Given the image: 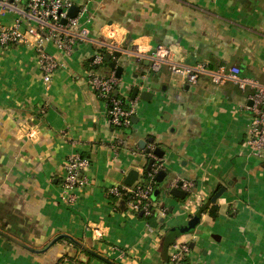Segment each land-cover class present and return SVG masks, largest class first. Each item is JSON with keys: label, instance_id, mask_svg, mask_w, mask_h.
Wrapping results in <instances>:
<instances>
[{"label": "crops", "instance_id": "0c3cea01", "mask_svg": "<svg viewBox=\"0 0 264 264\" xmlns=\"http://www.w3.org/2000/svg\"><path fill=\"white\" fill-rule=\"evenodd\" d=\"M89 6L88 41L71 56L47 44L66 64L50 83L32 48H0V229L36 250L68 235L117 264H169L166 233L186 227L221 186L213 201L219 217L202 213L195 230L175 243L194 244V264H264V160L244 142L253 90L232 82L216 85L209 73L192 85L168 64L153 71L150 60L161 45L184 65L238 67L243 77L264 85V0H90ZM13 19L0 17L4 23ZM104 44H116L121 57ZM99 52L124 68L118 95L126 107L135 102L138 124L116 129L108 122L87 80L91 70L116 74L105 62L89 67ZM145 91L154 94L151 102L141 99ZM150 138L154 142L141 149L139 142ZM153 147L165 152L167 177L158 188L154 221L160 224L150 233L146 219L109 194L125 185L130 171L143 173L145 150ZM72 153L90 160L91 185L68 205L61 201V184ZM182 181L193 184L185 200L169 192ZM5 242L0 238V264H57L61 258L62 264H106L68 239L42 254L14 244L7 250Z\"/></svg>", "mask_w": 264, "mask_h": 264}, {"label": "built area", "instance_id": "2783aa9c", "mask_svg": "<svg viewBox=\"0 0 264 264\" xmlns=\"http://www.w3.org/2000/svg\"><path fill=\"white\" fill-rule=\"evenodd\" d=\"M25 1V3H24ZM90 0H0V17L14 16L12 23L0 21V48L5 49L12 45H25L32 48L36 54L39 69L43 80L50 83L53 76L66 67L61 58H56L47 50V44L52 42L63 56H71L79 43L90 38L89 25L92 23L90 14ZM78 6V15L69 18V10ZM67 20V24H63ZM109 54L120 51L116 44L106 46ZM105 52H99L91 60L92 67L101 66L105 60ZM152 70L157 71L161 65L168 64L172 74L188 79L190 84H196L200 74L209 73L216 85L232 82L242 91L251 88L253 93L249 96L251 105L248 109L252 112L248 127L245 145L251 154L264 160V85L258 81L243 77L238 67L209 70L205 64L189 66L170 59V50L164 46H157L150 57ZM89 85L95 90L98 98L104 103L108 122L116 129L128 128L136 113V104L131 102L129 110L124 109L125 103L118 98L119 79L115 73L104 76L91 70L87 77ZM31 137V136H30ZM155 147L150 152L145 151V160L154 163L148 173V183L143 185L145 167L142 174L133 186L126 185L113 187L110 194L125 200L129 211L138 216L149 217L153 208L157 209L153 194L162 184L157 181L161 171H165L163 160L154 154ZM162 161L155 164L156 161ZM90 160L80 153L68 156L63 166V181L61 184V201L72 205L78 200L77 191L91 185L87 175ZM170 190L179 188L186 193L190 192L193 184L189 182H173ZM167 188V189H169ZM160 190V189H159ZM169 190V191H170ZM147 222V221H146ZM146 228L152 233L154 228L147 222ZM114 252H122L112 249ZM123 255V254H122ZM191 247L187 242H179L169 248V264H194L190 261Z\"/></svg>", "mask_w": 264, "mask_h": 264}, {"label": "water", "instance_id": "95a60500", "mask_svg": "<svg viewBox=\"0 0 264 264\" xmlns=\"http://www.w3.org/2000/svg\"><path fill=\"white\" fill-rule=\"evenodd\" d=\"M25 3V1H24ZM78 11H79V7L78 6H73L68 13L69 18H75L78 15ZM63 24L66 25L67 24V20H63ZM114 56L116 57H121V53L120 52H116L114 54ZM105 63L107 65H109L112 69H114L116 71V77L118 79H121L124 68L122 66H117L115 63H112V56L111 55H106L105 58ZM139 94V87H135L133 90V94H132V99L136 100ZM116 95H118V93H116ZM141 99H143L146 102H151L154 98V94L152 92H142L140 95ZM132 121L134 124H138L140 122V118L138 117H133ZM153 143L154 139L150 138V140H148V142L145 141H141L139 142L140 148L141 149H146L147 143ZM147 153H149L151 150L147 149L145 150ZM154 154L162 159L164 161V156H165V152L163 150H161L160 148H155L154 149ZM154 161L150 160L147 169L150 170L152 165H153ZM139 174L137 171L132 170L129 172L128 176L126 177L124 184L128 187L133 186V184L138 180ZM167 177V173L166 171H161L158 176H157V181L160 184H165V179ZM170 194L180 200H185V198L187 197V193L179 188H173L170 191ZM222 193V192H221ZM161 194V190L157 189L155 190L154 194H153V200L157 201L158 197ZM220 192L214 197L213 201H216V199L219 197ZM194 229V225H188V227H184L185 229ZM0 238H2L3 240H5V244L3 245V248L7 249V250H11L12 249V245H17L21 248H24L25 250L33 253V254H42L45 253L46 251H48L53 245H55L58 241L63 240V239H68L71 241L72 244H74L75 246H77L78 248H80L81 250L85 251L86 253L90 254L91 256H94L95 258H98L100 260H102L103 262H105L106 264H117L116 262L108 259L107 257L93 251L92 249L88 248L87 246H85L84 244L80 243L79 241L75 240L73 237L68 236V235H61L58 236L56 239H54L47 247H45L42 250H36L28 245H26L25 243L17 240L16 238L12 237L11 235L7 234L6 232L2 231L0 229ZM191 248H194V244H191Z\"/></svg>", "mask_w": 264, "mask_h": 264}, {"label": "trees", "instance_id": "16d2710c", "mask_svg": "<svg viewBox=\"0 0 264 264\" xmlns=\"http://www.w3.org/2000/svg\"><path fill=\"white\" fill-rule=\"evenodd\" d=\"M107 54V53H106ZM91 62V60H90ZM104 65H106V63H104ZM90 68H96V67H92V66H89ZM118 98L119 95H117ZM124 109L126 111L129 110L128 107H124ZM162 163V161H156L155 164H160ZM148 164H149V161H146L145 160V174H144V179H143V185H146L148 183V173L150 170L147 169L148 167ZM221 186H218L217 189L212 193L211 197H210V201H208V203L204 206H202V209L200 210V213L192 218H190L188 224L186 227H188V225H194V229L190 230V229H185L184 230V227H180V228H177L176 230L173 229V230H168V232L166 233V236L164 238V246L165 248H168L170 247L171 245H173L175 242H176V239H178L181 235L185 234V233H189V232H192L195 230V228L199 225L200 223V220H201V214L202 213H205L207 212L212 218L216 219L219 217V208L218 206L213 203V199L214 197L220 192L222 191L221 190ZM109 196L111 197L112 200H114V202H116V199H119L111 194H109ZM122 200V199H121ZM124 203H125V200H122ZM161 202V199H160V196L158 197L157 201H156V204L158 206V204H160ZM119 207V206H118ZM120 208V207H119ZM162 210L163 211H166V212H169L168 209H166L164 206H162ZM138 217H140L141 219H146L147 222L152 226V227H157L158 226V223L160 224V222L158 221L157 224L154 220H156L158 217H157V209L153 208L152 210V214L151 216L149 217H145V216H141V214L138 215ZM157 221V220H156ZM64 258H61L57 264H62Z\"/></svg>", "mask_w": 264, "mask_h": 264}, {"label": "rangeland", "instance_id": "374dc122", "mask_svg": "<svg viewBox=\"0 0 264 264\" xmlns=\"http://www.w3.org/2000/svg\"><path fill=\"white\" fill-rule=\"evenodd\" d=\"M161 199V198H160Z\"/></svg>", "mask_w": 264, "mask_h": 264}]
</instances>
